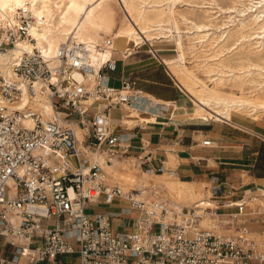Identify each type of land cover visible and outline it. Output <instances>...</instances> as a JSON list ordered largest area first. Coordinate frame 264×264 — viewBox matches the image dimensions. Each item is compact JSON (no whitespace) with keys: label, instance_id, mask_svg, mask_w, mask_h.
<instances>
[{"label":"built area","instance_id":"built-area-1","mask_svg":"<svg viewBox=\"0 0 264 264\" xmlns=\"http://www.w3.org/2000/svg\"><path fill=\"white\" fill-rule=\"evenodd\" d=\"M17 20L0 25V264H64L65 257L71 264H264V241L242 221L244 195L233 201L217 184L209 196L174 207L157 185L142 198L108 185L92 156L106 164L130 158L136 137L115 134L110 111L140 110L148 98L134 80L112 85L109 37L95 46L96 62L76 43L54 57L37 48L14 55L19 42L35 43L32 19ZM132 159L140 169L149 161ZM115 200L136 213L132 231L114 232L113 216L88 213Z\"/></svg>","mask_w":264,"mask_h":264},{"label":"bare ground","instance_id":"bare-ground-1","mask_svg":"<svg viewBox=\"0 0 264 264\" xmlns=\"http://www.w3.org/2000/svg\"><path fill=\"white\" fill-rule=\"evenodd\" d=\"M222 2L227 5L222 6ZM175 4L186 8L176 10ZM117 7L124 13L122 17L117 18ZM21 15L34 20L30 34L35 43L19 42L14 55L37 48L54 57L63 44L76 43L86 48L91 61L96 62L99 54L95 46L109 37L113 42L109 51L112 60L118 51L115 44L122 40L126 44L124 51L119 50L122 59L130 57L135 52L133 47L140 49L141 45H148L149 53L157 57L159 51L152 48L154 41H173L177 57L160 61L192 102L193 106L186 110L192 118L232 123V113L253 119L264 115V0H0V25L15 24ZM186 56L193 59L192 67L186 65ZM5 60L0 54V62ZM165 106L175 105L165 103ZM128 115L132 119L124 122L148 118L135 111ZM76 134L80 139L79 129ZM92 159H97L109 175L107 182L117 183L124 194L135 198L145 195L149 186L134 187L133 183L139 182L136 178H127L118 172L127 160H112L109 165L100 157L92 156ZM111 175L116 179L110 178ZM150 175L142 173V176ZM177 182L181 186L174 193L177 199L179 194L178 203L187 204L197 198L191 184ZM173 203L175 207L177 204ZM246 203L247 206L259 204L264 209V198L254 196Z\"/></svg>","mask_w":264,"mask_h":264},{"label":"crops","instance_id":"crops-1","mask_svg":"<svg viewBox=\"0 0 264 264\" xmlns=\"http://www.w3.org/2000/svg\"><path fill=\"white\" fill-rule=\"evenodd\" d=\"M120 52L116 51L113 59L115 60L114 56L118 53L124 66L128 65L130 57L136 54L134 52L130 57L122 59ZM159 53L164 52L159 50ZM159 53L157 57L153 56L157 64L150 63L148 68L136 72L135 77L131 78L149 102L141 104L140 110L129 112L135 111L148 118L142 121L134 118L132 124H135L130 127L131 124L124 122L125 119H132L129 118L128 110L113 108L110 111L115 134L136 136L131 142L130 158L123 160L137 156L149 157L147 164L141 168L145 170L141 171L142 173L162 177L168 173L154 174L146 171L154 172L162 167L163 170L174 173L171 177L191 184L195 192H198V187L202 185L207 193L214 185L221 184L232 195L233 201L243 195L246 198L254 192L264 194V117L253 125L202 122L201 119L189 117L186 110L191 107L184 98L185 95L160 61L169 57H160ZM125 76L123 74V78ZM110 78L113 86H120L122 79L116 80L112 72ZM153 100L164 104H157ZM165 103L174 104L177 109L175 106H165ZM114 111L119 112V115L113 117ZM206 140L211 142L210 147L202 145ZM170 157L175 160L174 168L170 165ZM135 167L139 166L135 164ZM174 204L179 205L176 202ZM93 207L99 210L92 211ZM248 211L242 220L245 227L250 236L262 237L264 223L258 216H264V213H252L251 209ZM88 213H107L113 216L111 227L114 232L132 231V219L136 217V213L128 208L127 202L122 200H115L109 206H104L101 202L91 205L88 207Z\"/></svg>","mask_w":264,"mask_h":264},{"label":"rangeland","instance_id":"rangeland-1","mask_svg":"<svg viewBox=\"0 0 264 264\" xmlns=\"http://www.w3.org/2000/svg\"><path fill=\"white\" fill-rule=\"evenodd\" d=\"M224 4L227 5V3H225V2L221 3L222 6H225ZM174 7H175L176 10H182L183 8L184 9L186 8L185 6L183 7L182 4H177V5L175 4ZM116 11H117V18L123 16L124 13L122 12V10L119 7L116 8ZM32 21L34 22L33 19H32ZM178 28L179 29L181 28V30H183V26L182 25H178ZM162 40L163 39H158L157 41H154L155 43H154V45L152 47L154 50H157V51L162 50L164 52V53H159V56L160 57H162V56L169 57V58H163V59H171V58L177 57V53L175 52V50H176L175 43L173 41H171V42H163ZM121 42H123V43H121ZM115 45H116V49L118 51L119 50L122 51L123 49L126 48V44H125L124 40L117 41ZM130 48H132V47H130ZM133 49L136 52V54L130 57L131 60H130V63L128 65L124 66V62L121 61V59L118 57V54H116L114 56L115 60H117V59L119 60V61H116L117 62L116 63L117 64V70L112 72V74L114 75V78H116V80H119V79L128 80V79L134 78L136 72H138L140 70H143L144 68H148L150 66V63H153V62L155 63L156 62L155 64H157V60L151 54L147 53V52H150V48L148 47V45H141L140 49H138V47L135 46V47H133ZM230 55H232V54H230ZM232 57H235V56H232ZM186 61H187L186 65L188 67H192L194 65L192 63L193 59L190 56H188V57L186 56ZM124 70H125L126 73H124ZM123 74L126 75L124 78H123ZM198 75L202 79H204V77H203V75L201 73H198ZM253 95H255V94H253ZM184 98L187 100V102L189 103L190 107L193 106L192 102L188 99V97L184 96ZM118 115H119V112H117V111H114L112 113L113 117L118 116ZM259 115H262V113H259ZM188 116L192 117V116L189 115V113H188ZM256 116L258 117V115H256ZM263 117H264V115H263ZM263 117L261 116V118H263ZM254 119L251 118V117H247L245 115L239 114V113H232V122H234L236 124L237 123H240V124L243 123L245 125H253V124H255V122L260 120L259 118H254ZM202 122H206V121L202 120ZM208 122H213V121H208ZM127 123L131 124L130 127H132L135 124V123L132 124L130 122H127ZM123 159H126V158H114L113 160L114 161H124ZM138 163L139 162H137L134 159H130V160L127 159L126 163H124L123 166H121L119 168L118 172L124 174V176L127 177V178H131V177H132V179L136 178L137 181H139V182L133 183L134 187L136 186L138 188H142V187H145V186H149L150 187L151 185H157V186H159V187H161L162 189L165 190V193H166L167 197L170 198V200H172L171 202L178 203L180 201L179 194H177L178 195V199H177V197L174 194L177 191L179 192V189L181 190V186L179 184H177L178 180H177L176 177L173 178V177L169 176L168 174H165L162 177H154V176H151V175L148 176V177L147 176H142V172L141 171H145V170H141L140 167H135V164L138 165ZM111 164H112V162H111ZM111 164H109V165H111ZM174 164H175V160L172 157H170V165L172 166V168H174ZM107 177L109 178V175H107ZM143 177H144V179H143ZM110 178L116 179L115 176H112V175L110 176ZM106 183L108 185H110V186L119 187V185L117 183L112 182L110 180H108V182H106ZM168 184H170V185H168ZM165 185L167 186L166 189L164 187ZM169 186H171L172 189ZM174 186H175V188H174ZM192 188L194 189L193 186H192ZM194 191H195V189H194ZM260 193L261 192H259V193L254 192L253 194L252 193L248 194V196H246V198H248L246 200V202H249L251 200V197H254V195H257L258 199H263L264 195L260 194ZM196 194H197V198L195 200H191L187 204L178 203L179 206L188 207V206H190V204L196 202L197 200L202 199L205 196H209V193L205 192V189H204L203 185L198 187V192H196ZM258 205L251 204L250 206H248L246 208V214H247V211L249 209H251L250 212H252V213H254V212H263L264 213V209L262 210ZM91 210L92 211H98L99 209L97 207H93ZM258 217H261V219L263 220V223H264L263 214H261ZM251 237L255 238V240H257L258 242H263L264 241V234H263L262 237L254 236V235H251ZM2 242H3V239L0 238V244H2ZM73 261L74 260H72L71 258H66V257L62 259V263H64V264H71V263H73Z\"/></svg>","mask_w":264,"mask_h":264}]
</instances>
